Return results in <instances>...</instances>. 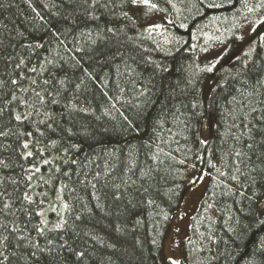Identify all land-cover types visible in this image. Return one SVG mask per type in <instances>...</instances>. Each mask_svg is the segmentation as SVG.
<instances>
[{
	"label": "trees",
	"instance_id": "16d2710c",
	"mask_svg": "<svg viewBox=\"0 0 264 264\" xmlns=\"http://www.w3.org/2000/svg\"><path fill=\"white\" fill-rule=\"evenodd\" d=\"M257 2L151 0L141 18L121 0H0V264H171L190 164L210 184L181 264H264V45L241 55L235 30L198 65L201 30Z\"/></svg>",
	"mask_w": 264,
	"mask_h": 264
},
{
	"label": "rangeland",
	"instance_id": "374dc122",
	"mask_svg": "<svg viewBox=\"0 0 264 264\" xmlns=\"http://www.w3.org/2000/svg\"><path fill=\"white\" fill-rule=\"evenodd\" d=\"M171 8L177 16L186 17L188 15L182 7L174 6L173 4ZM249 8L246 6L245 12L247 13L241 17H222L217 22L214 21L201 30V33L198 35V46L200 47L198 65H204L205 67L210 65L212 69V66L217 61L225 58L230 53L231 48L229 44H226V40H231V36L235 33V30H238V33L235 35L238 38V44L236 45L247 44L244 50H242L241 55L249 54L253 47L264 45V33L260 38L249 43L253 32L264 22V3H262V0H258L254 10L249 11ZM143 12L142 7L137 8V13L141 18L144 17ZM162 38L168 40L170 43L173 42V37L168 34L164 33ZM202 140L204 143H208L209 140L207 121H204L202 127ZM209 184V174L195 171L190 164L185 173L186 195L179 210L172 215L164 239L163 261L172 262L176 260L181 264L184 260V242L189 237L191 221L201 205ZM259 213L260 215L264 213V200L259 203Z\"/></svg>",
	"mask_w": 264,
	"mask_h": 264
},
{
	"label": "snow or ice",
	"instance_id": "6c2138e0",
	"mask_svg": "<svg viewBox=\"0 0 264 264\" xmlns=\"http://www.w3.org/2000/svg\"><path fill=\"white\" fill-rule=\"evenodd\" d=\"M95 2H96V0H93V3H95ZM121 2L122 3H127L128 5L134 6V7H137V8H139V7H145V8H152V9H154V8L157 7L156 4L151 3V0H121ZM262 3H264V0H262ZM249 11H252V9H249ZM125 15H127V13H125ZM109 31H111V29H109ZM209 71H211V68L209 69ZM45 83H47V81H45ZM16 119L17 120H20L21 117L20 116H16ZM24 147H27V144H25ZM29 155H31V153H29ZM64 207L67 208L68 206L65 205ZM76 219H80V217H76ZM63 223H66V221L57 224L55 227L56 228H61L63 226ZM43 231H44V229H40L41 234H43ZM49 243H52V242L49 241ZM77 256L78 257H83L84 256V253L83 252L77 253ZM4 258L7 259V257H4ZM171 264H179V262L176 261V260H173L171 262Z\"/></svg>",
	"mask_w": 264,
	"mask_h": 264
}]
</instances>
